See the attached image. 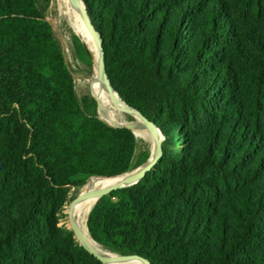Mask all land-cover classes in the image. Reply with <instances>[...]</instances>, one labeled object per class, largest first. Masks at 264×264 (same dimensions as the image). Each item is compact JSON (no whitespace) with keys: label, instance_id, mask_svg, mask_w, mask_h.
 <instances>
[{"label":"trees","instance_id":"obj_1","mask_svg":"<svg viewBox=\"0 0 264 264\" xmlns=\"http://www.w3.org/2000/svg\"><path fill=\"white\" fill-rule=\"evenodd\" d=\"M82 1L111 86L163 137L94 205L92 239L151 264H264V0ZM50 8L0 0V264H103L61 225L67 201L150 148L78 96L91 51L73 34L70 63Z\"/></svg>","mask_w":264,"mask_h":264},{"label":"water","instance_id":"obj_2","mask_svg":"<svg viewBox=\"0 0 264 264\" xmlns=\"http://www.w3.org/2000/svg\"><path fill=\"white\" fill-rule=\"evenodd\" d=\"M70 1L73 4V6L75 7V9L82 14L84 27H85L86 32L88 33L89 38L91 40L92 68H94V62L92 59L93 54H96L98 52L100 55L101 87H100L99 94L96 97H94V99H95L94 111H95L96 118L109 127L126 128V129H129L130 131H132L134 134H135L134 129L136 127H144L146 129H148L151 133H153L157 138L150 148V154H149V157L146 160V162L143 163L138 168H136V170H134V171H137V174L133 178H131L129 180H124L122 182H117V183L111 184L110 186H107L105 188H98L97 190H94L91 192H84V188H85V186H87L85 184V186L81 189V191L78 194H76V195H74L68 199L66 208H67V216H68L70 230L73 232V235H74L76 241L79 243V245L82 246L83 248H85L91 255H93L94 257L99 259L103 264H116L119 262L124 263V262H132V261H137V262H139V264H151L146 259L142 258L141 256H139L137 254H130V255H124L123 256V255H118V254H115V253H112V252H109L106 250H105V253L101 254L99 249L95 248L88 241V239L85 237L83 231L81 230L80 226L78 225L77 220H76V218L72 212V208H73L74 204L79 199L86 196V194H88V193L97 194L98 195L97 201H98L104 195H106V194H108L114 190L133 186V185H136L138 182H140L147 175V173L152 169V167L155 165L156 161L160 157V155H161V143H162L163 137H162L161 133L159 132L158 127L154 123L149 122L138 111L129 107L120 98L118 93L113 89V87L111 86L110 81L108 79L106 70H105L104 57H103V53H102L101 37L96 32V30H95V28L91 22V18H90L89 13L86 9V6L82 0H79V2H77L76 0H70ZM97 43H98V45H97ZM109 86H111V89L117 94L118 99L126 107H128V108H130V109H132L138 113V115H139L138 118L132 117L127 121L114 122V121L107 120V119L102 117V115H101L102 104H103V101L105 100V97L107 95V91H108ZM135 136H137V135L135 134ZM116 177H118V176H116ZM90 178H92V177H90ZM95 178H98V177L95 176ZM100 178H103V177H100ZM107 178H115V177H107ZM97 201L94 203V205L97 203ZM94 205L91 207L90 211L92 210ZM90 211H89V213H90ZM86 228L88 230L87 222H86ZM103 254H105V255H103Z\"/></svg>","mask_w":264,"mask_h":264},{"label":"bare ground","instance_id":"obj_3","mask_svg":"<svg viewBox=\"0 0 264 264\" xmlns=\"http://www.w3.org/2000/svg\"><path fill=\"white\" fill-rule=\"evenodd\" d=\"M79 2V0H76ZM60 9L64 12L67 18L71 21L74 30L77 33H80L85 37L87 44L91 48V40L89 38L88 33L85 31V27L83 24L82 14L75 9L70 0H58ZM98 45V43H97ZM94 62V68L91 73L90 83H91V92L92 96L96 97L99 94L101 87V67H100V55L97 52L92 56ZM101 115L103 118L107 120H111L114 122H121L120 117H129V118H138L139 115L136 111L126 107L117 97V94L111 89V86L108 87L107 95L102 104ZM136 137H144L153 140L157 139L156 136L151 133L148 129L144 127H136L134 129ZM136 170V169H135ZM137 174V171H129L121 176L115 178H88L86 181V185L84 188V192H91L97 190L98 188H105L110 186L111 184L122 182L124 180H129L133 178ZM98 195L93 193H88L83 198L79 199L73 206L72 212L77 220L78 225L83 231L85 237L88 241L95 247L98 248L99 251L105 253V250L97 244L89 234L86 228V222L89 216V211L94 203L97 201ZM105 255V254H103ZM116 264H139L137 261L132 262H124V263H116Z\"/></svg>","mask_w":264,"mask_h":264},{"label":"rangeland","instance_id":"obj_4","mask_svg":"<svg viewBox=\"0 0 264 264\" xmlns=\"http://www.w3.org/2000/svg\"><path fill=\"white\" fill-rule=\"evenodd\" d=\"M49 21L53 27L55 34L58 36V38L63 43L70 63H72L70 45H71L73 34L79 36L82 39L83 43L91 51V48H89L90 46L87 44L85 37L82 36L80 33H77L74 30L71 21L67 18L64 12L60 9L58 0H51ZM90 77L91 75L88 77H78L76 79V91H77L78 96L81 98L89 93L92 95ZM129 119H130L129 117H120L121 121H127ZM137 138L139 140V143H138L139 154L143 153L147 147L151 148V146L154 143L153 140L148 139V138H144V137H137ZM64 215L65 217L63 218L61 225H65L66 227L70 229L66 206L64 209Z\"/></svg>","mask_w":264,"mask_h":264}]
</instances>
